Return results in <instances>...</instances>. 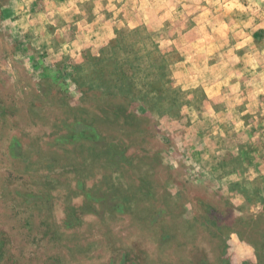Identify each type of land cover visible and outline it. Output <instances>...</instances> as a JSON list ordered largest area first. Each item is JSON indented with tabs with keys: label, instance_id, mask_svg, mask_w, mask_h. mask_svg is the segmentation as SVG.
Returning <instances> with one entry per match:
<instances>
[{
	"label": "rangeland",
	"instance_id": "rangeland-1",
	"mask_svg": "<svg viewBox=\"0 0 264 264\" xmlns=\"http://www.w3.org/2000/svg\"><path fill=\"white\" fill-rule=\"evenodd\" d=\"M0 264H264V0H0Z\"/></svg>",
	"mask_w": 264,
	"mask_h": 264
},
{
	"label": "crops",
	"instance_id": "crops-1",
	"mask_svg": "<svg viewBox=\"0 0 264 264\" xmlns=\"http://www.w3.org/2000/svg\"><path fill=\"white\" fill-rule=\"evenodd\" d=\"M5 15H6V17H8V9H7V11L5 10ZM231 235H232L234 238L239 239L238 244H237V249H236V252H238V255H240V254H242V253H245V248H244V247L240 248V247H241V244H239V242H240V235H239V233L233 231V232L231 233ZM235 236H237V237H235ZM243 242H244V240H243ZM239 246H240V247H239ZM242 246H244V245L242 244ZM253 248H254V246H253ZM247 250H248V252H250V251H249V248H247Z\"/></svg>",
	"mask_w": 264,
	"mask_h": 264
}]
</instances>
